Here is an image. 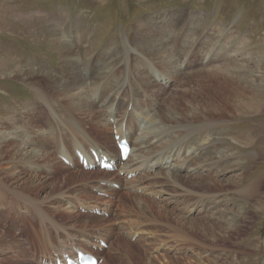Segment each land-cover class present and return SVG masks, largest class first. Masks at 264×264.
I'll return each instance as SVG.
<instances>
[{
	"label": "bare ground",
	"instance_id": "1",
	"mask_svg": "<svg viewBox=\"0 0 264 264\" xmlns=\"http://www.w3.org/2000/svg\"><path fill=\"white\" fill-rule=\"evenodd\" d=\"M204 19L197 17L195 19H185L187 22L184 23V19L182 18L180 20L179 18L165 16L160 19L159 22L155 21L156 23L137 22L135 24L134 33L132 37L129 38V42L134 45V48L131 50H135L136 47H139L140 53L135 59L139 63H144V66L136 65L134 63L130 69L133 72L131 74L133 76L132 78H128V80L129 82L131 80H138L143 83L144 88L132 85L127 90L125 87L128 84V80L119 78L120 75L117 76V72L120 68L119 66H121L119 65L120 63L117 62V58L123 57L127 62L126 68H128L129 58H132L129 52L117 51L115 54L116 61L113 57L110 59L104 56H102V59L97 58L99 54H103L110 49L106 47V49H102L99 52L95 51L94 44L96 43L94 37H90L91 32L87 37H84L81 50H75V48L70 46L69 48L61 49L59 54L62 55L64 72L66 71L67 74H69L68 79L64 83L62 82L63 84L58 83L57 76L53 77L47 73L38 72L40 70H35L31 67L18 70L16 69V66H14L12 71H5V68L2 67L5 74L7 73L10 77L12 76L16 79L47 80L50 83V85H48L51 87L50 90L53 91L56 96L61 97L67 105L74 110L68 118H62L63 120H59V118L49 110L51 118L54 121V123H48L50 126L49 133L52 134V130L55 129L57 131V129L61 128L66 136L65 140L70 144L69 148L66 143L61 141L60 137L59 140L56 138L58 145L49 151L44 147L43 143L40 144V142H43L45 139L44 137H46L45 131L42 135L41 132L37 130L34 135L25 139L27 136L26 132L28 131L25 132V128L30 124L31 120H33L30 117H27V121H24V127H13L14 131L11 133L0 131V148H2L1 144L10 138H13L18 142L14 146L0 150V173H5L6 178L12 177L13 179L11 182L13 181L16 185L14 188H9V185L0 181V205L7 209V218L10 215L13 216V218L9 219L14 225L17 223L19 224V222L29 223L28 227L31 232L30 234L29 231L26 232L28 233L27 236L30 240H33V244L37 245L39 249L36 255L32 254L30 256L31 263L33 262L35 264L38 262V259H48L55 254L67 253V251L71 252L73 246L85 249L89 246H97L98 244L96 241L100 239L108 244V248L102 250V252H99L98 254L103 259L105 253H111L113 250L118 251V249H121V251L126 249V256H130V254L133 255V250H129L130 244H127L126 241V243L122 242L120 239L121 237H118L119 234L113 229L114 223L111 225L110 221L114 222V220L111 219L106 221L104 218L95 217L96 220H94L92 215L85 217V219L88 220L77 222L73 220L75 219V216H72V214L82 216L80 215V211L83 209L90 211L93 208H96L104 213L114 215L111 212L113 203L99 197L97 194L84 193V190H79L78 192L80 193L78 194H68L62 190L65 188L62 184L69 179L71 180V178L75 179V175L87 176L93 173L102 175L96 177L94 180L97 181L93 180L94 182L90 187H93L92 190L95 189L97 193L101 192L107 194L113 199L116 197L118 198L121 195L110 194V192H115L112 188L113 184H119L120 190L125 193L122 194V197L127 199L122 205L119 204V201H116V205L120 210L119 215L122 217L123 213L125 215L135 214L142 217L145 216L146 212L150 209L148 202L146 203V201L142 199V195H134L131 193H146L151 189V186L154 185L155 187H158L157 180L159 178H164L166 180L165 183L168 184L167 186H170V189H175L176 191V193L174 192L175 194H173L172 192H167L165 188L157 190L158 198L162 204L161 206H163V209H166L165 216H169L168 214L173 215L172 213H174L167 210L168 205L172 206L174 209L182 208L183 210V212L181 211L183 217L179 215L171 216L172 219H177V226L175 225L173 228L170 227L171 235L169 237H172V239L178 244L179 242L183 245L185 244V246H188L192 241H196L189 235V232L186 229L188 228L187 225L199 221L196 219L193 220L189 217L198 212L197 208L199 205L200 214L202 206L205 205L203 203L200 204V202L190 201V199L208 198L209 203H212L214 208L215 201L221 196V194L225 197L227 194H225L226 192H224V190L215 191L213 189L214 191H209L212 187H218L217 185L222 184L223 182L228 183L232 178H235L234 185L237 187L238 184L246 182L247 173L242 172L240 162L230 161L235 154L233 155L232 147L228 145V142L231 140L234 141V139H230L229 137L226 138V136L220 137L218 135H213L215 127L219 124L218 120L223 119L209 118L207 115H202L203 110L201 109H203L204 104L201 100L203 98L201 94H204V91L208 90V87L205 88L206 84L215 82V85L209 86H213L215 89H230L233 94L239 96L243 95L247 99H255L264 96V79L261 75L254 76V71H250L251 69L247 67V65L238 64L236 59L232 58V52L228 49L217 52L214 50V55L209 57L210 37L204 29ZM75 23L77 29L82 27L79 22ZM166 28L168 29L166 30ZM179 28L184 29L180 34H176ZM175 35L178 38L175 37ZM111 43H113V41ZM234 49L235 50L233 51L236 53L238 48L235 47ZM117 55H120V57H117ZM80 56L84 63L81 66L85 67L90 63L91 73L98 76L104 75L101 78L104 83L101 82L100 85H98V82H87L86 77L80 68ZM216 56L219 57L217 58L218 60H215ZM195 59L197 62L193 61ZM245 60L246 59L243 61ZM256 62L258 65L255 67H257V70H261L263 65L261 66L258 61ZM137 70L141 72V76L134 75ZM249 71L250 75L252 77L254 76V78L251 79V77L248 76ZM179 72L181 74L186 73V78L178 89L183 88L184 90V88L188 86L186 83L194 76V79L198 78V85H200L202 92H197L198 94L192 91L188 92L187 88H185V94L181 95L184 98L183 102V99L180 101L177 100L178 98H181L180 96L172 100L176 93L163 101L161 99L163 98V94H160L159 91L164 90L166 92L165 87L170 88V85L173 83V77ZM107 73L108 77L106 76ZM127 74L129 75V70H127ZM153 78L154 80H152ZM159 80L161 83V89L157 87L154 88V86H158L155 81ZM94 85H96V87L92 88L91 86L94 87ZM134 87L135 89L137 88L138 91L133 93V95L126 100H123V102H120L122 95L130 93ZM91 93L93 95L95 94V97L91 98L89 96ZM151 97H159L160 102L153 101ZM96 100L98 101L96 102ZM182 103H185L189 107L187 106V108H185L186 105L184 104L182 107ZM125 104H127V107L132 106V110L121 112L119 107H123ZM220 107L223 106L219 105L214 111H219ZM98 108L101 109V111ZM189 108L195 112L190 111ZM97 109L99 112L96 111ZM77 114L84 116L85 119L83 120H87L84 125L72 117H77ZM110 120H114V122L111 123ZM53 125L57 126L54 128ZM115 129L121 133L125 132L133 147V152L128 161L120 166V170L117 173L107 172V174L102 171H82L76 174L71 171L70 167L66 166L61 161V157L69 159L73 165V169L78 171L79 163L76 157L77 150L88 152L91 148H99L111 157H118L119 152L116 148L113 134ZM61 135L62 131L60 133V136ZM99 136L101 137V140L97 139ZM106 141H110V144L107 145ZM6 153L9 155V159L6 161L8 167L5 169L1 167V165L5 163L4 155ZM203 159L205 165H200L199 162L203 161ZM21 165L29 170L27 173L28 176H31L29 180H37L38 174H43L45 175L44 178L51 180L50 175L54 174L53 172H55L56 169L59 171L68 169L70 170V174L63 178L53 179V182H50V188L47 193V195H49L46 196L44 201H40L38 198L36 199L27 195L31 192V189H34L36 192L38 191V184L34 183L35 181L27 182L25 179L24 184H22L23 182L21 183L20 179L14 177V173V176H12L10 170L14 167L19 168ZM132 173H135L137 176L129 179V176L132 175ZM183 173H185V175H183ZM188 173L190 176L187 175ZM212 173H214L215 176H211ZM116 174H124V177H118V180H115ZM228 174L231 175L230 179L227 181L219 180V177L223 178ZM83 182H86L85 184L91 183L89 180L82 181V183ZM186 182H190L194 187V191L196 190L197 192L194 194H188L189 191L186 189L188 187L185 186L187 185L185 184ZM199 189H203L204 193L199 194L201 192ZM244 193L247 194L248 197H253L256 193L255 187L254 189L253 187H249ZM122 197L121 199H123ZM130 199L134 202L131 201L133 205L128 203ZM21 205L28 206L30 211L36 214V218L40 221V224L35 223L34 220L35 224H33L31 222L32 220H29L30 216L27 217L24 214H17V217L14 215L13 212H16L17 207ZM45 206L52 208V213L50 212L51 214L48 215ZM62 212L67 213L71 219H68L67 221L61 219L63 214L60 215V213ZM32 213L30 215H32ZM220 213L222 212L218 210L211 216H217ZM159 214H161V211ZM58 215H60L61 218L59 217V219H56ZM1 216L2 215H0V218ZM223 219L224 218L222 217L218 218V222L223 221ZM168 220L171 221V219ZM92 221H96L94 222L96 225H91L93 223ZM119 224L120 229L123 230V234L127 238H133L135 236L140 238V234L142 236L144 234L142 230L143 228L141 227L142 224L136 225V223L134 224L133 222V225L136 226L131 229H125L124 222L122 221ZM88 226L94 227L96 230L90 231L87 229ZM0 230H2L0 233V252L4 249L6 251L13 247L17 253L16 256H20L26 261L25 257L27 254V248L24 241L19 238H9L12 236L10 233L11 231L8 232L5 228ZM115 238H117L116 242L114 241ZM142 256H144V258L139 256L140 259L147 264L148 258L144 254ZM166 256L170 259L175 258V256ZM215 260L212 262L217 264ZM174 261L175 259L173 262ZM205 261L206 260H203L200 257L197 262L192 264H205ZM102 264H109V261L104 259ZM127 264L134 263L132 260H129Z\"/></svg>",
	"mask_w": 264,
	"mask_h": 264
},
{
	"label": "rangeland",
	"instance_id": "2",
	"mask_svg": "<svg viewBox=\"0 0 264 264\" xmlns=\"http://www.w3.org/2000/svg\"><path fill=\"white\" fill-rule=\"evenodd\" d=\"M165 16L179 18L180 20L182 18L184 19V23H186L188 19H195L196 17L205 18L204 29L210 37L209 57L214 55V50L217 52L228 49L232 52V58L236 59L238 64L247 65V67L251 69L250 71H254V76L261 75L264 79V0H0V131L11 133L14 131L13 127H24V121L27 117H30L33 120H31L30 124L25 128V132L28 130L25 139L34 135L37 130H39L42 135L45 131L46 137H44L45 139L43 142H40V144L43 143L44 147L49 151L58 145L56 138L59 140L60 137L61 141L66 143L69 148L70 144L65 140L66 136L61 128L57 129L60 133L62 131L61 136L55 129V131L52 130V134L49 133L50 126L48 123H54L49 110H51L59 120L68 118L74 110L70 108L61 97L56 96L53 91L50 90L51 87L48 86L50 83L47 80L16 79L15 77H10L7 73L5 74L2 67L5 68V71H12L14 66H16L18 70L31 67L35 70H40L38 72L47 73L53 77L57 76L58 83L63 84L68 79L69 74H67L66 71L64 72L62 55L59 54L61 49L69 48L70 46L75 48V50H81L84 37H87L91 32L92 35L90 34V37L93 36L96 43L94 44L95 51L99 52L102 49H106V47L110 49L103 54H99L97 58L102 59V56H104L110 59L113 57L116 61L115 54L117 51L129 52L132 58H129L128 68H126V60L123 57L121 58L120 55H117V57H120L117 58V62L121 65L119 66L120 68L117 72V76L120 75L119 78L128 80V78H132L133 76L131 75L133 72L130 69L134 63L144 66V63H139L135 59L140 53L139 47H136L135 50H131L134 48V45L129 42V38H131L134 33L135 24L137 22L156 23ZM75 22H79L82 27L77 29ZM215 24L219 25L217 26ZM167 29L168 28H166V30ZM183 29L184 28H179L176 34H180ZM175 37L177 36L175 35ZM112 41L113 43H111ZM235 47L238 48L239 52L236 50V53H234L233 50H235ZM241 50H243L245 54ZM217 58L219 57L216 56L215 60H218ZM81 59L82 57L80 56V68L87 82L94 81L98 82L97 84L100 85V83L103 82L101 78L104 75L98 76L92 74L90 63L85 67L81 66L84 64ZM244 59L246 60L243 61ZM193 61L197 62L196 59ZM256 61H258L261 66L263 65L261 70H257V67H255L258 65ZM127 70H129V75L127 74ZM250 71L248 76L252 79L254 76L252 77L250 75ZM134 75L141 76V72L137 70ZM106 76L108 77V73ZM185 78L186 73L181 74L179 72L175 74L170 88L165 87L166 92L164 90L159 91L160 94H163V98L161 99L165 101V99L167 100L171 95L176 93L172 100L180 96L181 98L177 100L180 101L183 99V102L184 98L181 95L185 94V88H187L188 92H202L200 85H198V78L194 79V76L186 83L188 86L185 87L184 90L183 88L178 89ZM152 80H154V78ZM155 83L158 86H154V88L157 87L161 89L160 80L155 81ZM132 85L143 87V83L138 80H131L130 82L128 80V84L125 88L128 90ZM209 85H215V82L206 84L205 88L208 87V90H205L204 94H201L203 97L201 100L204 104L203 109H201L203 110L202 115H207L209 118L223 119L218 120L219 124L215 127L213 135H218L220 137L226 136V138L229 137L230 139H234V141L231 140L228 142V145L232 147L233 155L235 154L230 161L240 162L242 172L247 173L246 182L238 184L237 187L234 185L235 178H232L233 180L231 179L228 183L223 182L222 184H216L218 187H212L209 191L224 190V192H226L225 194H227L226 197L221 194L215 201L214 208V205L209 203L208 198L190 199V201L200 202V204L203 203L205 205L202 206L200 214L199 205L197 208L198 212L189 217L193 220H199L187 225L188 228L186 229L189 235L193 240H196L195 242L192 241L189 243V247L180 242L178 244L172 237H169L171 235L170 227L173 228L175 225L177 226V219H172L171 216L179 215L183 217V210L182 208L174 209L172 206L168 205L167 210L174 213H172L173 215L168 214L169 216H165L166 209H163V206H161L162 204L158 198L157 190L165 188L167 192H172L173 194H175L176 191L175 189H170V186H167L168 184L165 183L166 180L164 178H159L157 180L158 187L153 185L146 193H131L134 195H142V199H144L146 203L148 202L150 209L143 217L135 214L125 215L124 213L123 217L119 215L120 210L116 205V201H119L120 205L127 201V199L122 197V194L125 193L121 190H114L116 193L110 192V194H121L118 198L116 197L113 199L110 198V196H107L108 198L100 196L113 203L111 212L114 215L109 214V216L99 217L84 213L83 210H81L80 215L82 216L76 214H72V216H75L73 220L76 222L88 220L85 219V217L89 215H92L94 220H96L95 218H104L106 221L111 219L114 220V222L110 221L111 225L114 223L113 229L119 234L118 237H121L120 239L122 242L130 244L129 250H133V255L130 254V256H126V249L122 250L123 252L121 249H118V251L113 250L111 253L104 254V259H107L109 264H127L129 260H132L134 264H146L145 261L141 260L139 257L141 256V258H144V256H142L143 254L148 258L147 264H192L197 262L200 257L206 260L205 264H214L212 261H214L215 258L217 264H264V96L255 99H247L243 95L239 96L233 94L230 89H215V87ZM91 87L95 88L96 85ZM137 91L138 89L134 87L130 93L125 92L126 95H122L120 102H123V100H126ZM94 95L92 93L89 94L91 98L95 97ZM152 100L160 102L159 97H154ZM97 101L98 100H96V102ZM183 104L186 105L182 103V107ZM219 105L223 107H220L219 111H214ZM187 106L188 105H186L185 108H187ZM98 109L96 110L97 112H99V110L101 111V109ZM119 109L121 112L125 110L131 111L132 106L127 107V104H125L123 107L120 106ZM189 110L195 112L190 108ZM72 117L80 121L82 125L87 121L83 120L85 119L84 116L79 114H77V117ZM56 126L57 125H53L54 128ZM97 139L101 140V137L99 136ZM15 141L16 140L13 138L4 141L1 144L2 148H0V150L14 146L18 143ZM109 142L110 141H106V144L109 145ZM8 157L9 155L6 153L4 155L5 163L1 165V167L5 169L8 167L6 165V161L9 159ZM199 164L205 165L204 159L200 161ZM78 168L79 170L77 171L70 167L71 171L76 174L82 171L89 172L83 170L80 165H78ZM10 172H12V176L15 175L14 177L16 179H20L21 183L23 182L22 184H24L25 179L27 182L35 181L34 183L38 184V191L36 192L34 189H31V192L27 195L36 199L38 198L40 201H44L46 196L49 195H47V193L50 188V182H53V179L63 178L70 174V170L68 169L63 171L56 169V171L53 172L54 174L50 175L51 180L44 178L45 175L43 174H38L37 180H29L31 177L27 175L29 170L22 165L19 168L14 167ZM183 175H185V173H183ZM187 175L190 176L189 173ZM99 176L102 175L95 173L87 176L75 175V179L71 178V180L69 179L62 184L63 187L65 186L62 190L68 194H78L80 193L78 192L79 190H84V193L96 194L94 192L95 190H92L93 187L91 188L90 186H92L94 181H97L94 179ZM211 176H215V174L212 173ZM118 177H124V175L116 174L115 180H118ZM230 178L231 175L228 174L223 178L219 177V180L227 181ZM12 179V177L6 178L5 173H0V181L9 185V188H14V186H16L13 181L11 182ZM85 180H89L91 183H82V181ZM185 184H187L185 186L188 187L186 188L187 191H189L188 194L197 192L196 190L194 191V187L190 182H186ZM249 187H253V189L255 187L256 193L253 197H248V195L244 193ZM199 190L201 191L199 194L204 193L203 189ZM121 197L123 199H121ZM131 201L130 199L128 203L133 205L134 202L132 201V203ZM45 208L48 211V215L52 213V208L47 206H45ZM20 209L22 211L25 209L26 211L24 210L23 213ZM218 210L223 214L220 213L217 216H211ZM6 211L7 209L0 205V215H2L0 218V229L5 228L8 232L11 231L10 233L12 236L9 238L22 239L27 248V254L25 261L22 257L16 256L17 253L13 247L6 251L4 249L0 252V264H33L30 262V256L32 254L36 255L39 249L37 245L33 244V240H30L27 236L28 233L26 232L29 231V223L19 222V224L17 223L14 225L9 219L13 218V216L10 215L7 218ZM160 211L161 214H159ZM31 213L29 207L26 205L18 206L16 212H13L16 216L17 214H24L27 217L30 216L29 220H32L31 222L33 224H40V221L36 218V214L33 212L32 215H30ZM61 214H63L62 218L60 217ZM60 215H58L56 219H59V217L65 221L71 219L65 212L60 213ZM221 217L224 218L223 221L218 222V218ZM168 219H171V221ZM121 221L124 222L125 229H131L136 225L142 224L141 227L143 228L144 238L141 234L140 238L138 236L127 238L123 234V230L119 227ZM92 222L91 225H96V223H94L96 221ZM133 222L134 224L136 223V225H133ZM87 229L90 231L96 230V228L89 226ZM1 232L2 230H0V233ZM30 232L31 231H29V234ZM114 241L116 242L117 238H115ZM166 255L175 256V261L173 262L174 259H170Z\"/></svg>",
	"mask_w": 264,
	"mask_h": 264
},
{
	"label": "snow or ice",
	"instance_id": "3",
	"mask_svg": "<svg viewBox=\"0 0 264 264\" xmlns=\"http://www.w3.org/2000/svg\"><path fill=\"white\" fill-rule=\"evenodd\" d=\"M92 154H93V155L96 154V150H95V149L92 150ZM109 166H110V165H105V167H109Z\"/></svg>",
	"mask_w": 264,
	"mask_h": 264
}]
</instances>
